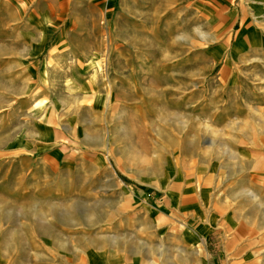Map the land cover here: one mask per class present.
Here are the masks:
<instances>
[{
    "label": "rangeland",
    "instance_id": "rangeland-1",
    "mask_svg": "<svg viewBox=\"0 0 264 264\" xmlns=\"http://www.w3.org/2000/svg\"><path fill=\"white\" fill-rule=\"evenodd\" d=\"M144 1L48 0L46 100L0 91V264H264V0Z\"/></svg>",
    "mask_w": 264,
    "mask_h": 264
},
{
    "label": "crops",
    "instance_id": "crops-1",
    "mask_svg": "<svg viewBox=\"0 0 264 264\" xmlns=\"http://www.w3.org/2000/svg\"><path fill=\"white\" fill-rule=\"evenodd\" d=\"M170 2L173 3L176 11V17L174 18L176 27H185L188 19L194 27L201 29L206 26L208 0H171ZM121 4L120 13L123 15L125 22L128 19L136 23L142 21L145 9L148 8L144 0H122ZM50 7L48 0H0V38H2V30L13 29V35H11L8 42L11 43V41L17 39V44L21 46V52L17 54L18 56L9 59L5 64H0V91L7 93L6 99L9 102L14 101L18 94H23L25 98L27 95H31V102L33 100H46L44 98L47 97L49 54H42V47L47 42L46 31L49 25L48 12ZM162 7L154 2L151 12L162 13ZM179 22L181 24L177 25ZM2 42L5 43V40ZM2 42L0 41V44ZM109 44V42L106 43L107 46ZM134 44L136 50H138L140 43L135 42ZM144 58L143 55L134 56V60L138 62L143 61ZM107 60L109 61L110 58L106 54L105 61L107 62ZM120 60L127 63L129 60L128 53L120 54ZM75 63L74 65L73 62L72 67L76 66L78 69L81 65ZM89 65L87 66L88 69ZM65 71H68V69H65ZM184 75H187V73L185 72ZM89 84L88 86H93ZM32 107L37 109L35 104L33 106L31 104ZM38 108H41V106H38ZM37 124L41 126V123ZM187 234L188 232L183 229L182 235L184 237L196 240ZM196 238L198 242L203 240L202 234L197 235Z\"/></svg>",
    "mask_w": 264,
    "mask_h": 264
}]
</instances>
